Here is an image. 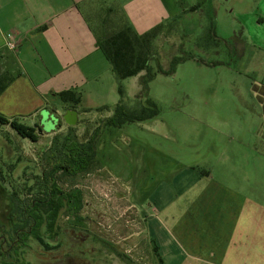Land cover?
<instances>
[{
	"label": "rangeland",
	"instance_id": "1",
	"mask_svg": "<svg viewBox=\"0 0 264 264\" xmlns=\"http://www.w3.org/2000/svg\"><path fill=\"white\" fill-rule=\"evenodd\" d=\"M226 8L223 2L220 17ZM228 21L219 24L221 38H229L234 31ZM189 23L188 28L184 21L182 28L160 31L150 63L157 76L146 96L136 98L139 90L134 80L125 84V105L140 112L150 101L157 117L102 129L91 168L77 177L57 175L64 191L83 192V209L78 215L62 210L60 237L45 236L46 248L31 239L16 264H200L202 175L209 171L205 166L213 164L207 158L236 146L246 151L248 134L256 124L245 121L246 109L242 111L241 101L229 87L231 76L221 77L219 68L202 64V59L208 63L226 60V47L213 45L209 51L219 54L205 56L202 22ZM178 57L192 59L180 63L173 74L158 73L159 65L168 72ZM65 110L75 111L68 106ZM56 117L57 124L48 117L42 122H22L42 127L37 143L0 125V241L10 234L15 221L10 197L28 201L41 196L47 161L59 149L58 145L52 149L53 138L60 137L61 145L72 134L83 142L102 126L106 112L81 114L74 127L66 125L64 115L56 113ZM214 175L218 180L219 174ZM251 181L255 194L264 192V184L259 183L264 180L256 171ZM154 229L156 237H152Z\"/></svg>",
	"mask_w": 264,
	"mask_h": 264
},
{
	"label": "crops",
	"instance_id": "2",
	"mask_svg": "<svg viewBox=\"0 0 264 264\" xmlns=\"http://www.w3.org/2000/svg\"><path fill=\"white\" fill-rule=\"evenodd\" d=\"M196 19L205 56L219 54L209 51L213 45L226 47L227 59L214 62L215 68L221 77L231 76L229 87L246 109L245 121L256 124L246 151L236 146L207 158L213 164L202 175L199 263L264 264V192L255 194L251 181L254 171L264 180V0H0V74L14 78L0 96V116L36 123L47 113L65 115L67 105L57 95L74 91L81 96L78 117L105 111L110 118L121 101L119 85L125 102V84L134 80L138 99L145 73L118 82L98 48L103 37L126 26L138 35L182 28L184 21L188 28ZM229 19L234 31L221 38L219 24ZM227 154L232 157L224 159ZM151 233L156 237L155 229Z\"/></svg>",
	"mask_w": 264,
	"mask_h": 264
},
{
	"label": "trees",
	"instance_id": "3",
	"mask_svg": "<svg viewBox=\"0 0 264 264\" xmlns=\"http://www.w3.org/2000/svg\"><path fill=\"white\" fill-rule=\"evenodd\" d=\"M161 30V27H158L144 35H138L131 27L126 26L106 34L98 43V48L110 63L112 73L118 82L145 73L140 80L141 95L139 98L147 95L149 84L157 76L150 63L155 58L152 49ZM191 59L174 58L168 72L159 65L158 73L162 75L173 74L180 63ZM202 64L210 67L217 66V63H208L203 59ZM13 80L14 78L7 74H0V96ZM118 94L121 101L115 106L113 115L106 118L102 126L98 127L93 134L87 135L83 142L75 139L72 134L64 137L61 145L60 137L55 136L53 138L52 149L56 148L57 145L59 149L52 152L51 157L49 156L47 169L41 178L42 194L39 198L20 201L14 196L11 197L15 234H9L5 237L9 240V248L4 254L3 264H16V261H19L18 256L27 247V243L31 239L42 247H48L45 236L51 239L56 237L59 215L62 210H67L73 215H78L81 212L83 209V192L78 189L69 192L64 191L58 184L57 175L61 173L77 177L91 168L96 161L97 145L102 135V129L107 127L122 128L127 124L145 122L157 117L158 111L150 101H147V107L136 112L125 105V94L121 85L118 87ZM57 96L63 104L72 110H76L81 104L80 94L74 91L61 92ZM0 125L9 126L18 137L32 143H37L44 133L38 124H35L34 127H28L16 119L9 121L2 116H0ZM70 130L73 129L70 128ZM43 229L45 230L44 233Z\"/></svg>",
	"mask_w": 264,
	"mask_h": 264
},
{
	"label": "water",
	"instance_id": "4",
	"mask_svg": "<svg viewBox=\"0 0 264 264\" xmlns=\"http://www.w3.org/2000/svg\"><path fill=\"white\" fill-rule=\"evenodd\" d=\"M49 115V116H48ZM47 117L51 120L54 119L56 122L55 124H57L58 119L56 117V113L52 112V113H47ZM66 125H68L69 127H74L77 122H78V114L76 111H67L63 117Z\"/></svg>",
	"mask_w": 264,
	"mask_h": 264
},
{
	"label": "flooded vegetation",
	"instance_id": "5",
	"mask_svg": "<svg viewBox=\"0 0 264 264\" xmlns=\"http://www.w3.org/2000/svg\"><path fill=\"white\" fill-rule=\"evenodd\" d=\"M10 199H11V197H10ZM61 212H60V215H59V221H60V217H61ZM59 221H58V230H57V235H56V238H59L60 237V235H61V227H60V225H59ZM14 227H13V225L11 226V228H10V234H15V231H14V229H13ZM45 232V230L43 229V233ZM18 233H20V232H18ZM8 242H9V240L8 239H6V238H3V240H1L0 241V259H3L4 258V254L7 252V248H8Z\"/></svg>",
	"mask_w": 264,
	"mask_h": 264
},
{
	"label": "built area",
	"instance_id": "6",
	"mask_svg": "<svg viewBox=\"0 0 264 264\" xmlns=\"http://www.w3.org/2000/svg\"><path fill=\"white\" fill-rule=\"evenodd\" d=\"M7 48L10 50V51H15L16 50V45L14 43H8L7 44Z\"/></svg>",
	"mask_w": 264,
	"mask_h": 264
}]
</instances>
